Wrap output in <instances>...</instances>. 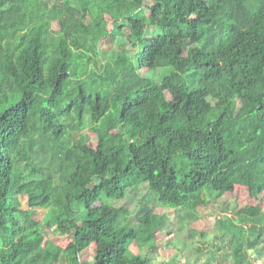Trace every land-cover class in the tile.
<instances>
[{
	"label": "trees",
	"instance_id": "obj_1",
	"mask_svg": "<svg viewBox=\"0 0 264 264\" xmlns=\"http://www.w3.org/2000/svg\"><path fill=\"white\" fill-rule=\"evenodd\" d=\"M128 21L159 34L127 37ZM172 74L178 91L165 83ZM87 129L92 154L75 142ZM259 167L264 0H0V264H149L131 246L154 250L168 219L131 222L113 208L129 190L148 186L164 208L199 215L250 187ZM221 211L216 238L232 264H252L264 214ZM50 231L68 248L52 251ZM228 261L214 253L207 264Z\"/></svg>",
	"mask_w": 264,
	"mask_h": 264
},
{
	"label": "rangeland",
	"instance_id": "obj_2",
	"mask_svg": "<svg viewBox=\"0 0 264 264\" xmlns=\"http://www.w3.org/2000/svg\"><path fill=\"white\" fill-rule=\"evenodd\" d=\"M53 1V0H51ZM56 2V0H54ZM106 29L112 30V20L105 19ZM145 25V24H144ZM121 31L125 36H129L132 32H139L144 39H149L151 36H158V32L152 28L138 26L133 21L120 23ZM120 39V38H119ZM117 44L116 38L110 36L102 40L99 44V50L103 52L102 60L111 55ZM135 44V43H134ZM137 46V44H135ZM139 51V50H138ZM137 50L128 47V56L133 58ZM99 67L101 64L98 63ZM153 63H148L147 69L140 72V75H145L148 71L154 69ZM165 83L172 86L175 91L181 89L184 80L177 75H170L165 79ZM169 98L170 95L168 96ZM79 141L83 151L87 154H92V150L98 143L97 137L92 135L89 130L78 134L75 137V142ZM250 187L239 186L234 195L227 196L222 202L211 205L207 209H200L199 215H189L183 211H175L166 209L149 190L148 186H137L129 190L127 197L113 205L116 209H126L132 215L131 222H135L146 214H154L157 216H165L168 219V232L158 234V245L154 250H137L135 245L131 246V252L144 257L149 264H207L212 254L216 253L221 261L229 260L224 264H232L230 257L231 249L228 248V240L222 238L217 239L215 235L216 219L222 215V206L229 205L232 209L242 210L246 207H252L264 214V193H260V186L264 183V169L259 167L252 174ZM61 183V182H60ZM63 184V183H61ZM58 192L63 194L69 193L65 187L57 188ZM67 201V200H66ZM22 207L27 210L26 198L21 199ZM37 218L41 219L44 212L35 211ZM71 216L76 218L74 212ZM78 219V218H77ZM81 227L86 226L80 223ZM46 243L52 251L56 247L62 249L68 248L71 244L69 238H59L53 231L47 235ZM264 242L256 252L250 253V261L252 264H264ZM200 250L199 253H196ZM198 255V256H197ZM95 258L93 252L87 251L83 255L84 260L92 261Z\"/></svg>",
	"mask_w": 264,
	"mask_h": 264
}]
</instances>
